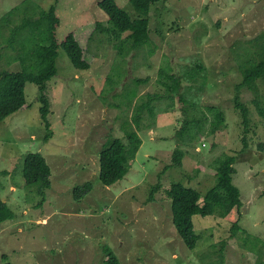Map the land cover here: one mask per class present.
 Segmentation results:
<instances>
[{
  "label": "rangeland",
  "instance_id": "rangeland-1",
  "mask_svg": "<svg viewBox=\"0 0 264 264\" xmlns=\"http://www.w3.org/2000/svg\"><path fill=\"white\" fill-rule=\"evenodd\" d=\"M98 1L0 0V72H36L31 50L43 43L44 25L32 20L51 5L60 19L56 75L44 92L48 127L38 87L29 82L25 107L0 122V199L14 214L0 223V264H104L108 250L119 264H264V74L242 85L243 71L264 57V0H161L145 15L148 38L135 47L127 33L118 40L96 30L87 41L96 22L110 26ZM116 2L140 17L129 0ZM70 32H84L89 70L70 63L62 46ZM162 71L182 77L187 107L167 97ZM236 97L247 108V127ZM206 107L224 116L212 135ZM192 119L201 120V132L180 139ZM126 132L140 139L139 149L126 176L104 186L100 152L113 138L128 143ZM177 148L184 151L181 167L165 169ZM29 152L42 154L50 168L43 197L22 177ZM224 156L235 158L232 184L241 206L226 216L194 215L198 239L190 250L166 191L181 183L202 205ZM88 182L91 192L73 200V188Z\"/></svg>",
  "mask_w": 264,
  "mask_h": 264
},
{
  "label": "trees",
  "instance_id": "trees-1",
  "mask_svg": "<svg viewBox=\"0 0 264 264\" xmlns=\"http://www.w3.org/2000/svg\"><path fill=\"white\" fill-rule=\"evenodd\" d=\"M160 1L129 0L134 10L140 13V17L131 18L116 0H99L98 6L107 13L110 26L106 27L102 22H96L95 27H93L87 36V41L98 30L108 33L118 40H121L123 34L127 33L125 40H131L134 47L145 43L148 38V19L145 15L148 13L150 6ZM32 22L37 26L44 25L43 43H40L36 48L31 50V57L34 59L37 70L36 72H28L27 70L0 72V122L25 107L24 88L25 84L29 82L38 87L39 102L41 104L39 109L40 116L44 125L48 127V120L46 119L48 101L44 92L46 83L56 75L55 59L58 56L59 44L56 42L54 31L59 26L60 19L55 15V6L51 5L48 10L40 12L39 17L32 20ZM83 33L81 35H79V32L68 33L62 42V46L74 68L89 70L90 64L84 57L83 41H81ZM125 40L121 41V47L125 45ZM196 69L188 75V80L194 81L198 75V70H202V66L198 65ZM243 74V86L260 79L264 74V57L257 64H253L250 69L243 71ZM161 76L164 77V81L161 83L167 89V97H169L172 103L175 98H178L186 106V101L179 95L182 88V77L170 75L168 71H162ZM145 105L147 106L148 103ZM190 105L193 106V103ZM143 107L144 105L141 108ZM183 108L185 111V107ZM234 108L239 111L242 123L247 127V108L239 102L238 97L235 98ZM206 111L212 116L208 131L212 135L222 125L224 116L221 111L214 107H206ZM150 114L153 115L152 110H150ZM193 119L191 121L186 120L183 127L178 131L180 139H183L189 132L190 138H193L194 134H191V132L194 131V128L196 130L193 133L201 132V120L195 121ZM126 136L128 143L123 142L120 138H113L104 145L100 152L99 180L104 186H112L126 176L130 163L134 160L135 154L139 149L141 141L136 134L134 132H126ZM244 139L246 137H243V146L246 147L247 142ZM183 158L184 151L177 148L173 153V163L166 166L165 169L181 167ZM234 162L235 158L233 156H224L217 161L215 169L216 184L205 194L202 199V205L199 204L201 199L200 194L195 189L186 187L181 183L172 184L166 191L171 201L173 224L179 236L190 250L196 247L198 239L194 231V215L206 216L216 212L221 216H226L234 208L238 209L241 206L239 191L232 184V175L235 173L233 169ZM22 177L27 186L36 185L37 193L41 197L44 196L45 190L50 188V168L42 154L38 152L26 154L23 161ZM91 190L92 184L90 182L76 186L72 190V198L78 201L89 194ZM152 198L153 193L150 194L149 199ZM13 217L12 210L0 199V223ZM108 252V257L104 264H119L116 256L109 250ZM2 259L4 260L5 256ZM2 264L10 263L3 262Z\"/></svg>",
  "mask_w": 264,
  "mask_h": 264
}]
</instances>
